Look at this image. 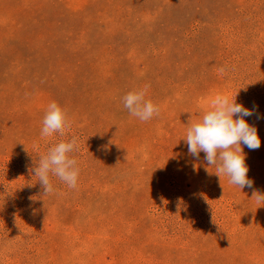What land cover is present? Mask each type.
<instances>
[{"label":"rangeland","instance_id":"1","mask_svg":"<svg viewBox=\"0 0 264 264\" xmlns=\"http://www.w3.org/2000/svg\"><path fill=\"white\" fill-rule=\"evenodd\" d=\"M145 85L159 115L142 122L122 97ZM221 94L256 112L252 188L188 153L189 122ZM51 102L70 128L42 138ZM72 137L77 186L51 176L44 194L30 169ZM254 191L264 0H0V264H264Z\"/></svg>","mask_w":264,"mask_h":264},{"label":"clouds","instance_id":"2","mask_svg":"<svg viewBox=\"0 0 264 264\" xmlns=\"http://www.w3.org/2000/svg\"><path fill=\"white\" fill-rule=\"evenodd\" d=\"M218 72L222 75L225 69L221 67ZM149 87L150 85H145L142 89L130 91L122 97L124 107L142 122L159 115V107L145 99ZM236 96L237 94L234 97L221 94L212 99L200 119L189 122L184 140L188 153L194 158L198 159L201 152L205 153V161L209 166L215 167L214 174L220 181L226 176L231 185L240 189L252 188L253 181L247 175L249 168L245 163L246 154L242 145L249 150H256L260 148L261 140L257 128L245 119L256 114L255 109L249 110L237 103ZM68 128L70 121L66 110L56 102H51L42 120L41 137H50L55 133L64 136ZM77 147L76 137L67 142L61 140L40 158L38 166L30 169L38 177L44 194L54 191L51 176L58 177L69 188H76L79 168L76 159L69 154ZM252 197L257 204L264 206V194L254 191Z\"/></svg>","mask_w":264,"mask_h":264}]
</instances>
